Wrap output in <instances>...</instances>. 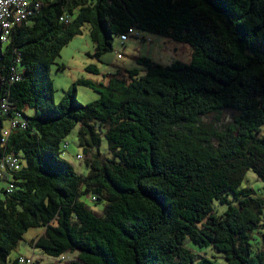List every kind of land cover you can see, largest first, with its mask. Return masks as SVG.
I'll list each match as a JSON object with an SVG mask.
<instances>
[{
  "label": "trees",
  "instance_id": "obj_1",
  "mask_svg": "<svg viewBox=\"0 0 264 264\" xmlns=\"http://www.w3.org/2000/svg\"><path fill=\"white\" fill-rule=\"evenodd\" d=\"M84 25L97 58L129 28L186 43L190 58L142 56L144 72L78 78L56 103L50 66ZM77 84L98 98L81 104ZM1 98L26 125L0 147L23 158L0 188V264H28L9 255L31 227L43 231L29 245L61 257L51 264H214L209 251L264 264V195L246 179L264 186V0H42L0 45ZM228 109L221 130L202 120ZM75 126L85 175L63 157Z\"/></svg>",
  "mask_w": 264,
  "mask_h": 264
},
{
  "label": "rangeland",
  "instance_id": "obj_2",
  "mask_svg": "<svg viewBox=\"0 0 264 264\" xmlns=\"http://www.w3.org/2000/svg\"><path fill=\"white\" fill-rule=\"evenodd\" d=\"M30 23V22H29ZM96 44L92 42L89 29L86 25L82 27V32L79 35L74 36L63 48L61 49L59 56H57L55 62L50 66V77L53 84V97L57 103L64 95L73 81L78 78H85L90 80L103 79L106 81L105 74H113L120 69H132L136 68L140 72H144L146 65H144L139 58L148 57L153 62L169 65L174 60H180L187 62L190 58V46L186 43L177 42L169 37L151 34L144 31H139L138 34L131 35L128 40L124 43L117 37L114 39L112 49L103 51L100 56L94 57L91 54L94 53ZM120 56L118 57V55ZM96 64L97 72H90L85 67L88 64ZM61 65V66H60ZM102 75V76H101ZM97 90L91 86L77 84L76 85V98L81 104H87L95 101L98 98ZM27 113H30V109H26ZM236 112L232 110H223L220 114H212L203 117L202 120L205 124L211 125L217 130H221L224 123L232 122ZM77 130L78 126H75L71 132L65 137L64 143L67 146L63 148V157L72 164L74 170L77 173L85 175L87 167L85 160L89 158V155L84 153L82 148L77 144ZM101 152H107V143L102 141ZM16 154V153H14ZM18 155V153L16 154ZM21 164L23 158L20 155ZM248 185H254L257 190V195H264V186L260 187L261 181L251 172L248 171L246 174ZM258 186V187H257ZM80 200L85 202L90 208L99 213L103 203L96 202L92 199V194L86 193L80 196ZM217 209L220 206L216 203ZM43 228L31 227L24 232L22 238L19 240L17 247L10 252L9 258L14 259L17 256H28L33 259H37L39 263L51 264L57 262L59 259H53L43 255L39 249L32 248L29 242L32 238L41 234ZM258 236L256 232L253 233ZM191 245V244H190ZM192 247H195L192 245ZM209 255L214 261V264H224V260L219 253ZM203 255V253L200 252ZM77 252H68V259L76 258Z\"/></svg>",
  "mask_w": 264,
  "mask_h": 264
},
{
  "label": "built area",
  "instance_id": "obj_3",
  "mask_svg": "<svg viewBox=\"0 0 264 264\" xmlns=\"http://www.w3.org/2000/svg\"><path fill=\"white\" fill-rule=\"evenodd\" d=\"M42 0H0V45L8 40L13 28L26 20L34 9L40 6ZM135 33L131 28L127 33L119 36L120 41H125L128 34ZM120 54L118 55V57ZM10 107L4 98L0 99V147H3L9 139L10 134L18 128H24L26 120L18 112H9ZM67 143H64L65 147ZM21 166L20 154L12 151L0 153V188L9 190L11 184V173ZM31 257H20V262L32 263Z\"/></svg>",
  "mask_w": 264,
  "mask_h": 264
},
{
  "label": "crops",
  "instance_id": "obj_4",
  "mask_svg": "<svg viewBox=\"0 0 264 264\" xmlns=\"http://www.w3.org/2000/svg\"><path fill=\"white\" fill-rule=\"evenodd\" d=\"M129 38V37H128ZM128 38L125 40V41H123L124 43L128 40ZM88 65H91V66H95L96 67V69H97V65L96 64H93V63H91V64H88ZM87 66V65H86ZM121 71H123L124 69H120ZM97 72L100 74V72H99V70H97ZM97 73V74H98ZM103 73V76H102V78L105 76V75H107V74H105V72H102ZM103 79H97V81L99 82V81H102ZM96 81V80H95Z\"/></svg>",
  "mask_w": 264,
  "mask_h": 264
}]
</instances>
